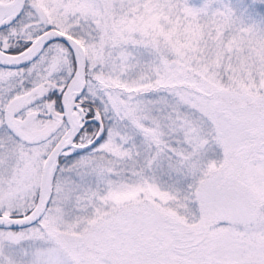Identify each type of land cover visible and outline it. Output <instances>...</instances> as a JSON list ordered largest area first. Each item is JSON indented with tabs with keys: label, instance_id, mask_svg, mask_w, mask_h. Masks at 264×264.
Masks as SVG:
<instances>
[{
	"label": "snow or ice",
	"instance_id": "6c2138e0",
	"mask_svg": "<svg viewBox=\"0 0 264 264\" xmlns=\"http://www.w3.org/2000/svg\"><path fill=\"white\" fill-rule=\"evenodd\" d=\"M0 264H264V0H0Z\"/></svg>",
	"mask_w": 264,
	"mask_h": 264
}]
</instances>
